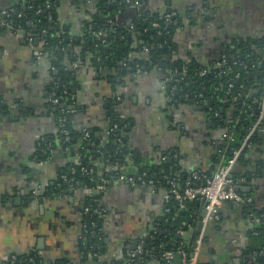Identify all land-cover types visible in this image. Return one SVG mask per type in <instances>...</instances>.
I'll return each instance as SVG.
<instances>
[{
  "label": "crops",
  "instance_id": "0c3cea01",
  "mask_svg": "<svg viewBox=\"0 0 264 264\" xmlns=\"http://www.w3.org/2000/svg\"><path fill=\"white\" fill-rule=\"evenodd\" d=\"M21 1L0 0V264L34 253L44 264H127L126 246L134 248L153 231H159L169 244L176 241L172 235L175 232L194 248L202 201H197L192 210L178 209L165 183L151 190L131 186L121 181L119 174L134 175L145 167L151 176L163 173L159 176L162 178L170 172L171 163L179 165L184 176L193 171H214L223 160L214 161L217 144L225 134L223 129L212 127L195 102L167 105L165 79L157 69L109 80V67L104 65L108 71L103 75L104 67L95 64L93 53L81 52L76 42L81 41L90 20L89 11L100 1L111 10L112 0H61L57 26L67 32L74 53L73 60H66L71 64L68 69L75 83L72 98L78 108L72 117L73 128H90L106 136L109 120L105 105L109 101L120 117L129 121V127L123 132L125 164L119 171L107 166V178H103L100 189L69 186L56 191L58 174L70 168L69 157L52 150L45 159L37 155L45 136L56 131L54 118L46 109L49 64L46 58L34 57L33 50L39 47L36 39L29 40L24 30L1 25L3 12ZM166 9L185 19L175 31V47L164 55L165 59H187L191 55L202 64L218 63L228 54V45L243 39L259 48L256 65L264 62V50L257 46L264 42V0H140V4L113 11L110 21L124 27L127 36L131 34V49L138 44L130 28L135 15L142 11L164 13ZM190 19L194 23H189ZM135 55V51L129 52L130 58ZM229 115L227 120H231ZM260 135V144L247 147L244 163L236 162L232 171L242 195L252 198L251 204H221L218 218L205 228L197 256L200 264L240 263L241 248L254 224L250 211L244 212V208L264 209V172L255 173L264 163V131ZM155 166L161 169L156 171ZM86 199L95 200L106 210L99 255L85 254L79 247Z\"/></svg>",
  "mask_w": 264,
  "mask_h": 264
},
{
  "label": "trees",
  "instance_id": "16d2710c",
  "mask_svg": "<svg viewBox=\"0 0 264 264\" xmlns=\"http://www.w3.org/2000/svg\"><path fill=\"white\" fill-rule=\"evenodd\" d=\"M77 1V0H75ZM81 0H78V2ZM61 0H22L21 3L9 10V18L13 23L23 24L25 19H30L33 25L30 27V32L39 33L42 29L46 30V34L42 35L44 44L38 41V46L44 48L49 59H47L50 69V81L48 83V92L54 89L56 96L63 98L55 106L50 102L46 103V109L52 114L56 131L45 136L41 142V146L37 151L40 158L45 159L49 150L62 151L69 157L70 168L66 167L62 173L68 177H74L79 181L78 187H95L101 184V178H107L105 171L107 166H115L119 171L120 167L125 164V156L127 154V145L125 136L120 135L118 130L112 135L96 134L94 130L80 129L77 130L72 126V117L77 112L74 98V81L71 77L72 70L69 71L66 60H73L74 53L73 45L69 44L65 30L61 31L57 26V9ZM136 2L140 4V0H112L111 10L106 6V2H97L94 9L89 11L90 20L84 29L80 42L81 52L89 51L93 53V60L96 65H101L102 62L110 69L108 79L116 76H124L127 73H134L139 68V71L159 70L162 78H168L165 87L167 96V105H178L192 100L202 108L212 123V127L221 128L224 131L225 137L221 138L217 144V151L214 155V161L217 162L223 158H230L234 150L241 147L243 139L248 128L256 120L258 116L259 101L262 98L264 87V62L256 65L258 59L259 48H254L256 44L248 40H236L228 45V54L222 59L223 66H217L216 63L202 64L198 62L194 56L187 59H165L164 55L170 54V50L174 49L172 37L175 31L184 24V16L171 9H166L164 13H153L150 11L138 12L135 15L130 26H133V35L137 41L134 48H129L131 34L127 36V31L124 27L112 25L110 21L113 11L126 8L130 3ZM30 6V7H29ZM41 9L36 13L37 9ZM174 11L169 24H165L164 14ZM22 12L21 17L17 14ZM50 12L51 20H48L47 15ZM187 18V17H186ZM189 20V19H187ZM151 22H158V27H151ZM189 23H194L190 19ZM99 30H105V42L103 37H96L95 33ZM141 41V43H140ZM145 44L148 47V52H143L141 46ZM264 42L257 45L261 51L264 50ZM71 45V46H70ZM131 46V45H130ZM133 50L136 55L129 57V52ZM55 68L56 73L52 71ZM230 68V73L224 71ZM204 75H201L202 71ZM174 86V91L171 92ZM65 91V93H63ZM203 100L207 103L204 104ZM107 119L109 120L108 128L112 124H117V128H122L123 132L127 131L129 121L121 118L118 109L112 102L105 105ZM214 113L217 116H214ZM231 116L232 122L228 124V114ZM64 118V121L59 120ZM264 126V121L261 124ZM61 129L68 130L69 138L65 141V135ZM84 131H88L89 137L84 138ZM232 134V139L229 140L226 136ZM100 135V136H99ZM260 133H254L250 136L248 143L251 146H257L261 142ZM246 148L243 147L237 162H243V153ZM170 172L166 176H174L178 173V185H182L185 176L181 172L179 165L171 163ZM75 169L72 173L71 169ZM82 169L86 172L82 173ZM115 169V170H116ZM153 169V168H152ZM161 167H154V170H160ZM213 169V168H212ZM92 170V173H89ZM116 170V171H117ZM145 171L151 176V171H147L145 167H141L138 172ZM207 171L206 173H211ZM264 172V163L259 164L256 169V174ZM165 173V172H164ZM162 174L155 175L160 178ZM153 176V175H152ZM160 176V177H159ZM232 177L234 175L232 174ZM69 184V183H68ZM63 181L57 180L54 187L56 191H62L67 185ZM237 191L241 193L239 187ZM242 194V193H241ZM96 200V197H94ZM93 200L86 199L84 206L88 207L89 212L83 214L82 225L86 232L83 235L85 240H80L79 247L83 253L99 255L102 252L103 237L99 228L102 219L91 213L93 208H100L98 203ZM197 201L186 203V207L192 210ZM251 206H245L244 212H253L260 217L259 223H254L253 227L247 233V242L240 251L239 264H264V209H252ZM246 209V210H245ZM92 223H95L92 226ZM143 248L147 252L155 254V260L161 262V253L164 251H175L179 248L191 252L193 246L186 245L180 239L174 241L175 246L167 243L160 235L159 231H153L147 237L142 239ZM182 242L183 246L180 245ZM33 257V263L27 262V257ZM17 264H44L43 259L34 254H29L21 257H16ZM13 260L11 264H16ZM98 264H107L104 261Z\"/></svg>",
  "mask_w": 264,
  "mask_h": 264
},
{
  "label": "built area",
  "instance_id": "2783aa9c",
  "mask_svg": "<svg viewBox=\"0 0 264 264\" xmlns=\"http://www.w3.org/2000/svg\"><path fill=\"white\" fill-rule=\"evenodd\" d=\"M129 5H136V2L130 3ZM30 7V6H29ZM41 9H37L36 13H38ZM175 14L174 11L168 12L164 14V20L165 24H169L171 21L170 18ZM4 20L2 21L1 25L4 27H9L13 30H24L29 37V40L36 39L44 44V39L41 38L42 35L46 34V30L42 29L40 34L39 33H32L30 32V27L33 25V22L30 19H25L23 24L21 23H13L12 20L9 18V11H4ZM23 15L22 12H19L17 14V17H21ZM48 20H51V14L50 12L47 15ZM158 22H151V27H158ZM132 29L133 26H130ZM105 30H99L95 33L96 37H103L102 41L105 42ZM141 43V41H140ZM42 44V45H43ZM41 45V46H42ZM38 47L33 50V55L36 59L46 58L49 59L47 52L44 50L43 47ZM141 50L143 52H148V47L143 44L141 46ZM71 63L74 62L71 61ZM217 66H223L224 61L220 60L218 63H216ZM71 65V64H67ZM230 68H227L224 72L230 73ZM54 73H56L55 68L52 69ZM137 72L139 71V68L137 67ZM205 71L203 70L201 72V75H204ZM168 78H165L164 88L166 87V82ZM174 91V86L171 89V92ZM65 93V91L63 92ZM62 96H56L54 89H51L48 94V100L51 104L57 105L60 100L62 99ZM203 103L206 104L207 101L203 100ZM259 108H258V116L256 120L252 123V125L248 128L247 133L243 139V142L241 144V147L237 150L233 151V154L230 158L226 160L222 167V163L211 173H206L202 171H193L185 176V179L182 183V185H178V173H175L174 176H164L162 178H157L155 176H149L146 174L145 171L137 172L134 175H120L119 179L123 182H126L127 184L131 186L140 185V186H146L150 188L151 190H156L159 185L162 183H165L175 199L177 203L178 209H182L186 207V203L190 202L192 200L194 201H202V209H203V215L200 218V221L202 223V229L201 232L198 234L197 241L194 245V248L191 252L185 250L184 248H179L175 251L179 252L181 255V262L180 264H200L198 262L197 256L199 254V249L201 246L202 239L204 237V231L205 228L209 225V223L215 219L218 218V213L220 206L223 202H231L236 205H249L251 204L252 198L251 197H244L241 193L237 191V181L235 178L232 177V171L233 166L237 162V159L239 155L241 154V150L243 147L247 148L251 146L250 143H248V140L250 136L254 133H262L264 131V126H262V122L264 121V87H263V94L262 98L259 101ZM214 116H217L216 113H214ZM60 122L64 121V118H61L59 120ZM228 124L232 122V120L226 121ZM115 130H118L119 134L123 135V129L117 128V124H112L106 131V135H112L115 134ZM62 133L65 135V141L69 138L68 130L61 129ZM84 138H88L89 134L88 131H84L83 134ZM225 137V135L222 136V138ZM229 140L232 139V134H229L226 136ZM51 152L49 150L48 154ZM222 167V168H221ZM72 173L75 172V169H71ZM86 172L84 169H82V173ZM89 173H92V170H89ZM56 180L63 181L67 185V187L71 186L74 187L77 184H79V181L75 180L74 177H68L66 174H60L57 176ZM101 182H104V179L100 177ZM74 185V186H73ZM103 184H99L96 187V189H100ZM89 212L88 207L84 208V213L86 214ZM91 213L98 216V218L103 219L106 215V210L102 207L100 208H93L91 210ZM251 216V220L253 223H259L260 217L256 216L253 212H250L249 214ZM95 223H92V226H94ZM83 232H86L85 226L83 225ZM99 231H101V226L99 228ZM85 236L83 233L81 234V239L85 240ZM181 246H183L182 242L180 243ZM174 251H164L161 253V262L159 264H171L172 263V257H173ZM155 254L152 252H147L143 248V241L139 240L136 243V246L134 248H130L128 245L125 249V262L127 264L134 263L136 261H144V260H155ZM16 257H12L10 260L4 261L2 264H11L13 260H15ZM27 262L33 263L34 258L29 256L26 258Z\"/></svg>",
  "mask_w": 264,
  "mask_h": 264
},
{
  "label": "water",
  "instance_id": "95a60500",
  "mask_svg": "<svg viewBox=\"0 0 264 264\" xmlns=\"http://www.w3.org/2000/svg\"><path fill=\"white\" fill-rule=\"evenodd\" d=\"M55 28H59V26H56ZM101 65L104 67L105 62H102ZM107 71H108V68L107 67H104L103 68V71H102L103 72V75H105L107 73ZM192 102H193L192 100H189V103H192ZM195 107H197V108H199V109L202 110V108L200 106H197L196 105ZM226 160H227V158H223V160H222V167H223L224 163L226 162ZM168 162H171V158L168 159ZM101 184H104V182H101ZM93 191L96 192L95 189ZM69 192H72V190H69ZM63 193H66V191L64 190ZM179 212L182 214L184 212V210H180ZM203 213L204 212L202 210L201 217H202ZM175 219H177V218H175ZM186 219L188 221H190V217H187ZM173 227H174L173 224H171L170 228H173ZM201 229H202V223H201V221H199L198 228H197V232L200 233L201 232ZM161 233H163V232H161ZM172 235L175 236L176 240L181 239V236L179 234H176L175 232H172ZM172 246L174 247L175 246V243H172ZM180 262H181V255H180V253L177 252V251H174L173 257H172V263L171 264H180ZM15 263L17 264V261H15Z\"/></svg>",
  "mask_w": 264,
  "mask_h": 264
}]
</instances>
